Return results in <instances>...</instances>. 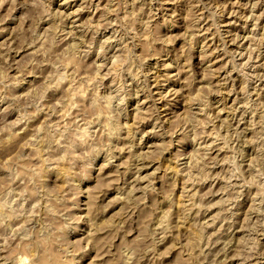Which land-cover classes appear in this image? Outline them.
Masks as SVG:
<instances>
[{
    "label": "rangeland",
    "instance_id": "obj_1",
    "mask_svg": "<svg viewBox=\"0 0 264 264\" xmlns=\"http://www.w3.org/2000/svg\"><path fill=\"white\" fill-rule=\"evenodd\" d=\"M0 205V264H264V0H0Z\"/></svg>",
    "mask_w": 264,
    "mask_h": 264
},
{
    "label": "bare ground",
    "instance_id": "obj_2",
    "mask_svg": "<svg viewBox=\"0 0 264 264\" xmlns=\"http://www.w3.org/2000/svg\"><path fill=\"white\" fill-rule=\"evenodd\" d=\"M107 40V39H106ZM115 99V98H114ZM113 127V126H112ZM127 129V128H126ZM117 131V130H116ZM47 134V133H46ZM1 206V205H0ZM24 215V214H23Z\"/></svg>",
    "mask_w": 264,
    "mask_h": 264
}]
</instances>
